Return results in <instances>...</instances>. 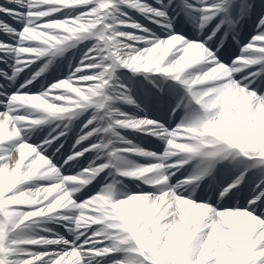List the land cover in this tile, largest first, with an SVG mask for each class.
Instances as JSON below:
<instances>
[{"label":"clouds","instance_id":"9594fccd","mask_svg":"<svg viewBox=\"0 0 264 264\" xmlns=\"http://www.w3.org/2000/svg\"><path fill=\"white\" fill-rule=\"evenodd\" d=\"M59 2L67 3L69 0H59ZM72 2L86 4L89 0H72ZM124 2H135L140 10L144 11L142 3H139L138 0H124ZM240 3L248 6L251 4L248 0H240ZM112 4L113 0H100L99 9H91L88 14H80L67 19L65 21L68 25L67 28H61L60 23L56 21L48 23L49 32L32 30L25 25L23 30L25 38H35L32 33L36 31L39 38L43 37V43L49 45L53 43L64 44L66 42L65 33L69 37L78 39H86L88 36L95 35L98 36V41L94 47L100 48V42L102 41L103 48L107 49V52L101 51L103 56L95 64H83L81 66L83 68L99 66L100 71L93 75L60 79L51 83L42 92L20 94L16 100L17 108L30 106L32 109L40 111L33 115L31 111L26 109L28 111L27 115H20L16 118L19 127H25V122L31 125L51 123L56 118L55 114L57 113L76 114L75 110L85 109L89 105H103L111 99L106 95L105 90L119 66H131L134 70L143 68L145 71H155L157 67L155 61L160 60L162 56L163 60L160 66L175 65L181 62L184 64L179 72V77L181 80L187 81L188 93L195 104L199 106L192 109L194 115L198 116L199 119L178 126L174 135L166 142L163 152L157 154L141 150L142 153L157 156V162L154 163L138 164L128 160L122 153L134 152L136 149H120L113 144L112 139H108L104 143L107 149L111 145L109 151L104 153L109 159L103 164L85 167L76 175H61L59 169L46 157H42L46 163L33 175L31 171L32 160L42 155L40 153L30 155L23 164L28 178L32 179L38 176L52 182L26 189L21 194V199L32 200L34 195L47 197V200L51 197L49 202L60 209L74 208L77 210L73 217L77 227L87 230L90 225L103 224L106 229L119 228L120 236L118 238L125 240L128 238V233L122 227V221L116 213L117 206L124 205L137 197H148L149 204L153 205V212L141 221V227L158 233V245L171 240L174 246L173 233L179 232L183 236L184 245H186L184 251L190 253L193 257L192 264H219V258L212 254L211 249H209L208 259H201L211 229L220 217L219 211L213 214L214 207L210 203H197L194 199L178 195L174 189L184 186L188 190L189 196H194L203 181L215 172L217 161L214 159L215 156L209 155L208 152H223L228 146V139H230L229 136L218 130L215 126L216 121L221 119V114L225 110L232 113L234 121L240 119V108L233 103L234 100L238 101L241 96L250 98L247 113L249 117L252 116L257 106L264 107V93L257 95L256 90L249 88L252 81L247 80V76L252 75L249 66L257 64L258 61H264V46L257 48L253 45H247L246 47L251 49L249 54L238 55L231 60L221 59L222 50L229 40V35L219 33L218 29L213 28L206 33L202 32V38L190 41L189 43L192 44L191 49L182 40L170 42L168 38L156 40L150 46L138 49L121 38L143 40L147 37L119 30L116 25L127 24L129 21L118 17L116 15L118 9L113 7ZM109 19L112 22L106 23L105 21ZM242 19V16L238 17L236 25H239ZM132 26L141 27L139 23H133ZM71 46L67 45V47ZM101 52L98 55H101ZM191 52H198V58L195 61H191ZM149 57L152 67H142L149 62ZM84 58L90 59L87 55ZM105 59L110 63H104ZM79 70L80 68L76 69V71ZM43 72L38 71V75ZM246 80L247 83H245ZM85 81L92 82L85 83ZM110 110L112 112L117 111L116 109ZM113 125L134 126L131 123L115 119ZM113 125H109V127L113 128ZM13 126L15 127V124ZM16 134L19 135V128L16 129ZM62 134L59 133L58 135ZM113 135L119 137V133H116L114 128ZM52 139H56V137H52ZM185 140L189 143H184ZM189 144L203 145L205 148L198 155L200 159L196 166L187 175L176 179V183L172 184L170 180L174 177L175 172H179L191 160L189 157ZM19 147L21 149L25 147L31 149L33 146L22 142ZM91 147H96V145ZM81 154L73 153L67 157L64 163ZM115 157H119L116 162L123 177L137 178L144 184L155 185L154 191L122 194L117 185L123 182L113 176L112 180L108 181L100 192L80 203H76L73 199V193L79 192L81 188L95 179L97 174L107 168L110 163H113ZM14 159L15 153L12 155V160ZM120 195H123V198H117ZM205 195L211 199L213 193L206 191ZM226 195L227 192L222 190L218 194V198L222 199ZM188 204L195 208H207L209 211L203 216L200 212H197L195 219H193L192 213L186 212L181 207V205ZM224 211L233 213L240 210L225 209ZM255 237L256 234H253L249 237V240L251 241ZM128 242L130 243L131 240H128ZM224 246L231 251H235L231 244L225 243ZM248 253L251 255L248 256L247 264H264V234L261 235V239L256 245L247 248L246 255Z\"/></svg>","mask_w":264,"mask_h":264},{"label":"snow or ice","instance_id":"6c2138e0","mask_svg":"<svg viewBox=\"0 0 264 264\" xmlns=\"http://www.w3.org/2000/svg\"><path fill=\"white\" fill-rule=\"evenodd\" d=\"M18 0H6L5 3L0 4V13H3L4 16L8 17L10 16L14 20H21L24 19V24L22 26V29L20 28H13L11 25L7 23L6 20L0 19V28H5L9 33H16L19 37V40L17 41L18 44H24L26 41H42L37 35L36 31H33L32 35L35 38H25L23 35V30L25 29V25L28 26L29 29L32 30H38L39 32H49L50 29L48 27V23L52 21L59 22L61 25V28H67L68 25L65 23V21L69 18H53V15L60 11V7L58 6H64V5H70V4H82V3H75L72 2V0H69L67 3L59 2V0H26L27 3V13H26V19L25 14L21 13V11L15 7H8L7 5H12L17 3ZM120 4L124 3V0H118ZM132 7L139 8L135 2L130 3ZM85 5L88 8L87 12L81 11L80 14H88L89 10L91 9H99L100 6V0H92V2H88ZM95 5V6H93ZM144 7L143 12H150L154 14V18L159 23H163L164 27L160 29V32L164 35H166V38L170 42H177V41H183V43L188 45V48H192V44L189 43L190 41H194L196 39H200L201 33L208 32L209 31V25L211 24L213 29H218L219 33H222L224 35H230L234 34L236 32V20L240 16L248 15L250 11L255 10V5L250 4V6L245 5L243 3H240V0H167L165 3V0H156V4L153 6L152 4H149L147 2L142 3ZM259 8L264 9V5H259ZM79 14V15H80ZM61 15H64L61 13ZM77 15V16H79ZM76 17V16H75ZM191 25L196 31L192 34V36L186 37L184 34H180L183 31L187 29V27ZM257 31L264 33V16H260L258 22H257ZM139 28V27H135ZM59 31V29H57ZM69 31H71L69 29ZM148 30L145 29V35L141 37L147 36ZM155 36V33L152 34ZM98 38V36H96ZM13 40H16V36L12 37ZM66 41L73 40L72 37H69L65 33ZM234 38V36H233ZM162 38H155L151 41V44L154 43L156 40H159ZM264 43V35H256L252 38L251 42L247 45H253L257 46L258 44ZM246 45V46H247ZM64 44H45L43 43L41 46H11L9 48V45L3 41L0 40V52L10 50L12 52L16 53V59L17 63L14 65H11L13 68L11 76H9L5 71L0 69V75L4 76L9 81H12L20 74L21 68L27 66L30 61L25 60L23 63H20V58L22 54H34L36 58L45 56L46 53H51L52 56H55L59 52L63 51ZM167 47V45H166ZM146 48V47H145ZM99 49V48H97ZM187 51V49H186ZM251 52V49L245 47L244 50H242L239 55H247ZM198 52H191L190 57L191 61H195L197 59ZM101 56H103V52H101ZM7 59V57H5ZM163 60V56L160 60L155 61V64L157 65L155 72H161L171 75L174 79L180 80L188 89V83L187 81H183L179 77L180 70L184 67V64L177 63L175 65L168 64L165 66H160L161 61ZM104 63H108V60H104ZM51 61L49 60L48 63H45L40 69L39 72L45 71L49 67V64ZM85 64H94V62L91 59H86ZM142 67L144 68H151L152 62L149 57V62ZM129 68H132L131 66ZM29 71L31 69L29 68ZM99 72V71H97ZM85 74L79 71L70 72L68 77L72 76H84ZM39 76L38 72L34 73L31 77L32 80L36 79V77ZM251 80V79H247ZM247 80L245 83H247ZM252 81V80H251ZM92 81H85V83H91ZM26 84H30V81H25V84L20 85L19 88H16L14 90L10 89V95L8 96V100L12 102H16L17 98L22 93H28L31 91L29 87H26ZM0 88H10L9 85H0ZM249 88L257 89L261 93H264V89L258 88L256 84H249ZM122 98L128 100L130 103H137L135 100L132 99V97L127 93L122 94ZM8 100L0 101V103L4 104L5 107L3 110H0V124H3L5 129L7 126L8 134L6 135L5 139L2 142L11 140V145L9 147H4L3 143H0V168H6V169H15V166L21 161L22 157L25 153L31 152L30 155H34L37 152V149L32 147L31 149L25 147L21 149L19 145L24 142L27 137L24 136L20 139L12 140L14 137L20 136V127L19 123L16 121V118L20 115L15 114L13 111V108L16 107V104L13 105L12 103H9ZM147 103L151 106H157L160 108H166L168 105V99L167 95H153L147 99ZM191 103V101H189ZM139 107L140 105L137 104ZM97 108H105V104L103 105H96ZM179 107V104L176 106ZM176 107H173L171 109L172 112L176 111ZM111 106L109 105V109H106V115L111 117L106 121L107 127L104 129V131H112L113 128L114 131L118 126L126 127L123 125H113V120H120L124 122L131 123L132 127H126V128H133V129H141L145 131L152 132L154 135H158L161 139L165 140L166 142L169 140L171 136L174 135V132L178 129V126H183L185 124L192 123L194 120L199 119L198 116L193 115L191 118H188L186 120L181 121L178 123L175 127H172L169 129L162 121L160 120H153L150 118H147V114H145V118H132L131 116L121 113L119 111L112 112ZM11 113V114H10ZM227 113V110L221 114V120L224 119L225 115ZM93 119H96V115L94 114ZM100 119H103V117H100ZM15 124V127L13 126ZM92 121H88V125H91ZM109 125H113V128H110ZM142 126H145L142 128ZM216 127L218 126V121H216ZM87 127V126H86ZM19 128V135L16 134V129ZM97 131L95 127L92 128L90 132H85L83 135L79 137V139L76 141V144H80L81 141H84L86 136H91L92 132ZM123 139V138H121ZM43 146H39L40 151H45L46 148L52 147L55 148L56 145L50 144V142H47L45 140ZM26 144L31 145L30 143L24 142ZM184 143H189L187 140L184 141ZM96 145V147H92L96 149L97 151H100L101 149H107V146L101 142L100 144H92ZM91 145V146H92ZM83 147V146H81ZM136 149L134 152H138L146 157H155L158 159L157 156H152L147 153H142L141 150H144L140 148L138 145H134L131 142H129V147ZM205 146L203 145H191L189 144V157L192 159L195 156H198L201 154ZM87 149H85L86 151ZM230 150H239L240 153H243L245 156L252 154L256 155L259 154L260 156L264 157V146L257 148L255 147L254 143L251 147L245 146L242 142L238 143L237 141L233 140L231 137L228 139V146L227 148L221 152L225 155ZM15 153V159L12 160V155ZM80 153V152H75ZM209 155L217 156L220 153H217L215 151H209ZM28 155L27 157H29ZM225 155H221L220 159H224ZM70 156V155H69ZM79 156V155H78ZM42 157L40 156L36 157L32 160V164L39 165L40 162H45ZM73 160V159H72ZM69 160V161H72ZM119 160V157H115V161ZM14 164V166H13ZM103 164V162L98 163ZM88 166H93V164L90 162ZM15 174V173H13ZM31 179L28 178L27 172L23 169H21V175L19 179L17 180L16 184L11 187L10 190H6L4 192V195L2 198H0V264H80V256L81 253L85 250L83 249V244H88L90 247L87 249V251H96L97 253H109L110 251H115L120 247L121 244H129V251L135 252L138 255L134 257H123L120 260H114L111 262V264H173V260L171 258H168L166 260H159L158 256L160 254V245L156 244L153 247H146L145 241L146 236H141L137 234L135 229H129L127 226V221H122V227L127 230L128 238L125 240L119 239L120 236V229L119 228H112V229H106L105 226L98 228L97 230H92L87 228L84 232L81 233L83 235L82 244H76L74 242L71 243V246L68 247L65 250H62L60 252H57L54 257H49L48 259H42L47 254L44 252H31L30 258H22V259H16V260H10L8 258L9 254L16 250V248L21 247L24 244H56L58 243L55 239H29V240H21L19 238L20 234H16V238L9 237V232H11L13 229H16L19 227V225L23 222L28 220L30 217H36L41 215L40 210L45 208V205H47V208L49 210V213L51 212V209L54 207H57L54 204H51L49 201L51 200V197H49V200H45L42 204L37 203L33 200H25L21 199V194L24 193L26 189L35 188L37 186H28L24 182L29 181ZM246 181V175L245 170H242L238 175L233 174L230 179H220L217 180V176L215 172L209 176V179L205 181V183L208 185L207 191H210L213 193V196L211 198L210 203L217 204L219 207L225 209H233V210H240L239 212H233V213H243L247 215V217L251 220V227L248 230V232L245 235V244L247 245V248H251L253 245H256L258 241L261 239V235L264 234V184H261L259 188L254 189L248 193H244L242 191L244 182ZM226 191L227 195L222 198L224 202H229L233 199H235L238 195L242 197L243 203L233 204L231 208H225L224 203H221V199L218 198V194L222 191ZM205 191L204 188H201V192L203 193ZM189 195V194H188ZM203 196L198 195L196 199H202ZM36 206L35 210L31 211H20L17 210L21 206ZM123 205L117 206L116 210L119 211L122 209ZM181 207L186 211L189 207H192L191 204L188 205H181ZM197 209H200L199 207H196ZM245 209H250L245 210ZM205 211H209L207 208L204 209ZM224 210L219 211L220 217L217 219V222L214 227H212L211 232L209 234V240L207 245L205 246L203 250V255L201 259L205 260V255H209V249L212 250V254L217 256L219 258V250L221 248V242L225 236V234L231 233L233 230L229 228L224 223V217H227L229 212H226ZM213 214L217 211L216 208L212 210ZM253 213H256L253 215ZM95 225V224H93ZM102 233L105 239H110L112 241L111 244L105 245L103 247H98L97 244L94 242L95 238L99 236V234ZM90 234V235H89ZM253 234H256L255 239L249 240V237L253 236ZM79 239V237H77ZM128 240H131L129 243ZM60 241H62L65 245H68L70 242L65 240L63 237H60ZM251 254L248 253L247 256H250ZM193 257L190 253H187L184 251V259L182 261V264H192Z\"/></svg>","mask_w":264,"mask_h":264},{"label":"bare ground","instance_id":"6f19581e","mask_svg":"<svg viewBox=\"0 0 264 264\" xmlns=\"http://www.w3.org/2000/svg\"><path fill=\"white\" fill-rule=\"evenodd\" d=\"M147 1V0H146ZM151 1V0H150ZM6 0H0V4L5 3ZM89 2L91 3L92 0H89ZM139 3H145V0H138ZM167 2V0H165V3ZM249 3L254 4L255 5V10L254 11H250L248 15H244L242 16L243 19L241 21V23L239 25L236 26V32L234 34H230L229 35V40L225 46V48L222 50L223 51V55L221 56V59H224L225 57H230L231 59L235 58L236 56L239 55V53L245 49L246 45L248 43L251 42L252 38L256 35H264V33L258 32L257 31V22L260 18V16H264V9L259 8V5H264V0H248ZM148 3V2H147ZM153 3V1H152ZM155 4V2H154ZM8 7H15L17 9H19L21 11V13L25 14V19L26 17V13H27V3L26 0H18L17 3L12 4V5H7ZM113 7L117 8L118 11L116 13V15L118 16V14L121 13V9L126 6V10L128 14H124V16L126 17H130L132 18L135 22H129L127 24H120L121 26L124 27H128L130 29H133L134 31L138 32V36H144L145 35V29L148 30V35L145 36L147 37L146 39L143 40H134L136 42H140V43H145L146 47L151 45V41L155 38H166V35L162 34L160 32V29H162L164 27L163 23H157L155 18H154V14L153 13H146L141 11L139 8H135L132 7L130 3L128 2H124L123 4H120L118 2V0H113ZM60 7V11L55 13V14H50L53 15V18H73L77 15H79L81 13V11L87 12L88 8L85 5L82 4H70V5H64V6H58ZM61 13H63L64 15H61ZM0 19H4L7 21V23L9 25H11L13 28H20L22 29V26L24 24V19H21L19 21L12 19L10 16L6 17L4 16L3 13H0ZM140 21V22H136V21ZM106 23H111L112 21L106 20ZM133 23H139L141 25V27L139 28H135L132 26ZM119 24L116 25V27L118 28L120 26ZM209 30L212 27V25L210 24L209 26ZM196 31V29H194L191 25H189L187 27V29L185 31H183L180 34H184L186 37H191L192 34ZM155 33V36H153L152 34ZM13 36H16V40H13ZM234 36V38H233ZM124 39H126V37H122ZM121 38V39H122ZM41 40H43V37L40 38ZM0 40L5 41L8 45L9 48L13 45L15 46H41L43 44L42 41H26L24 42V44H18L17 41L19 40V37L16 33H9L5 28H0ZM131 39H129L130 41ZM98 38L95 35L92 36H88L86 39H78L76 37L73 38V40L70 41H66L64 43L63 46V51L59 52L58 54H56L55 56H52L51 53H46L45 56L43 57H39L36 58L34 56V54H22L21 58H20V63H23L25 60H29L30 63L21 68L20 74L15 77L14 80L9 81L8 79H6L4 76L0 75V85H9L10 88H0V101H4V100H8V96L10 95V89L14 90L16 88H19L20 85L25 84L26 78L27 80L30 81V84H26V87H29L31 89L30 92H28L29 94H34V93H39L42 92L43 90H45L47 81L50 78H53L52 76L57 72H68L70 69L72 70V72H74L77 68H80V71L82 73H84L85 75H88V73H90L91 71L96 70V68H98L99 66L95 67V68H83L81 67L83 64L86 63V59L84 58L85 56L83 55L82 51L85 52V50L87 51V57H89L94 63L96 61L97 58H100V55H98V53H100L101 51L103 52H107V49L103 48V42L101 41V47L99 49H97L96 47H94V45L97 44ZM127 42L130 44V42ZM233 41H237V46L236 47L232 42ZM67 45H72L71 47H67ZM91 45V46H90ZM91 47L88 48L87 47ZM260 46H264V43L262 44H258L256 47L259 48ZM89 49H91V51H89ZM77 51L80 53V55L82 54V56L79 58V53H77ZM95 53V54H94ZM5 57H7V59H5ZM198 58V55H197ZM44 60V64L48 63V61L50 60L51 63L49 64V67L47 69H45V71L43 73H41L39 76L36 77V79L32 80L31 77L34 73L38 72L40 67V63H43ZM107 61V59H105ZM74 62H78V66L74 69H72V64ZM17 63V59H16V53L12 52L10 50L7 51H3L0 52V69H2L3 71H5L9 76H11L13 68L11 67V65H14ZM108 63H110V61H108ZM29 68L31 69V71H29ZM130 72H132L133 75L136 76V74H139L142 78L140 79V83L142 85H140V89H139V93L137 95L139 102V107H136L134 109H132V112L134 113L132 115L133 118H145V114H147V118L153 119V120H158L159 118H162L163 114L165 115L164 117L166 118L167 115H171L169 114V109L168 106L171 105V101H172V97L176 92L181 93V97L185 96V92L187 93L185 96L184 101L181 103L182 98L179 100V107H176L178 104H176V109L181 110L182 108H185L186 106L191 105L192 107H196L198 108L199 106L195 104V101L191 99L190 94L188 93V90L186 88V86L180 81V80H176L174 79L171 75L166 74V73H161V72H155V71H145L143 68L139 69V70H134L132 68L129 69ZM249 70L251 71L252 75L247 76V79H251L253 84H256L258 86V88L260 89H264V61H258L257 64L255 65H250L249 66ZM70 72V71H69ZM68 72V73H69ZM92 75V74H89ZM159 87V88H158ZM257 91V95H260L261 92L257 89H254ZM153 95H167V99H168V105L166 108H160L157 106H151L147 103V99ZM189 101H191V103H189ZM9 103H12L13 105L16 104V102H12L10 100H8ZM107 102V101H106ZM105 102V108H97L95 104L89 105L87 108L85 109H80V110H75L76 114H72V113H68V114H64V113H57L55 114L56 118H54L52 120L51 123L45 122V123H41V124H36L33 125L31 127L25 126L20 128V136L19 137H14L12 138V140L15 139H20L24 136L27 137V139L24 141L26 142L27 140L31 139L34 135H37L40 132H44L45 130H48V134H50L51 130L53 129V123L55 121H57L58 123L60 122H64L63 124L65 125L63 128V131L60 133H63L62 135H49L47 136V138L45 140L49 141L50 144L52 145H56L55 148L52 147H48L46 148L45 151H43L45 154H48V152H53L52 150L54 149V154H56V152L59 153H63L66 152L67 150V139H71V135L73 136L74 132V128H71L72 124L74 121L78 120L79 121L84 118L85 114H87L88 112H93V114L96 115V122H98V124L100 125V128H103V126H107L106 121L108 119H110L109 116L106 115V109H109V105ZM234 104L238 105L240 108V119L239 120H233L232 117V113L230 111H227L225 117L223 120L219 119L218 120V130L226 135L231 137L233 140L237 141L238 143L242 142L245 146L251 147L254 143L255 147L260 148L262 146H264V107H260L257 106V108L255 109L254 113L252 114L251 117H249L247 115L248 113V108L250 105V98L241 96V98L237 101L234 100L233 101ZM5 107L4 104L0 103V110H3ZM26 109L28 111H31L33 113V115H35L37 112H39L40 110L38 109H32L30 106H25V108H17L14 107L13 111L15 112V114L17 115H27L28 111H26ZM11 114V113H10ZM162 115V116H161ZM100 117H103V119H100ZM171 118V116L169 117ZM169 118H166V120H168ZM163 119V118H162ZM188 119V118H187ZM171 120V119H170ZM25 124H28V122H25ZM231 124L233 126H231ZM145 126H142V128H144ZM70 128V131H69ZM101 131H96L95 134H93L88 138H85L84 141H82L79 145H76L77 148L83 146V144H86V142L88 141V139L95 138L97 139V141L106 143L108 141V139H112L113 138V132L112 131H104V129ZM123 128L124 132H128L127 134L132 135L133 137H138L139 138V130L141 129H133V128H126V127H121ZM55 129V127H54ZM8 129L6 126V129L4 127L3 124H0V143H3L4 147H9L11 145V140L9 141H5L2 142L6 135L8 134ZM141 135V133H140ZM52 137H56V139H52ZM143 140H146V138H144L142 136ZM45 142V141H44ZM113 142V141H112ZM127 143H129L130 141H126ZM146 143H148L147 145H149L151 142L147 141ZM85 149H87L85 151ZM96 149L92 148L91 146H87L85 148H81L79 150H76V152H80L82 153L79 156H76L72 161H68L67 165L64 167V171H74L77 170L79 173V171L81 170V168L83 169V166H85V164L87 163V160L85 159L87 152L89 151H94ZM97 151V150H96ZM101 154L97 155L95 158L97 160H101L105 157H108L107 155H104V153H106V149H101ZM234 151L239 152V150H230L226 155L224 159H221V163H220V171L217 172L216 176H217V180L220 179H225L223 174V170L226 169V166L228 165L229 161L232 159V164L231 167L229 169V175L231 176V172L234 171L237 168H241L243 166V164L240 162V160H238V158L240 156L243 155H239V156H235L234 155L236 153H234ZM39 152V151H37ZM40 153V152H39ZM75 153V152H73ZM73 153H71L70 155H72ZM31 152H27L24 154V156L22 157L21 161L15 166L16 168L14 170L12 169H6V168H0V197H3L4 192L6 190H10L12 186H14L17 182V180L19 179L20 175H21V169H23V164L24 161L26 160L27 156L30 155ZM128 155V157L130 159V161H133L135 163H139V161H148L150 159H154L155 157H146L138 152H130V153H126ZM40 155H42V153H40ZM44 156V155H43ZM58 157V155L56 156ZM218 157H220V155L218 154L216 157H214L215 160L218 159ZM109 158V157H108ZM157 159V158H156ZM200 159V157L195 156L193 157L191 160H189L188 164L184 165L179 172H175V179L179 178V175L184 173L185 170H187L188 168H190L191 166H193V164H197L198 160ZM247 162L246 165L249 168L247 171V177H246V181L244 183L243 189L242 191L244 193H248L252 190H254V187L259 188L261 185L262 180L264 179V175L261 171V168H264V157L260 156L259 154L256 155H252L249 154L246 156ZM94 161H91V163L93 164ZM170 162V161H169ZM46 163V161L40 162L39 165H35L34 163L31 166V171L33 173V175H35L39 169L41 167H43V165ZM14 166V164H13ZM94 166V165H93ZM118 169V163L116 164L115 167H112L111 163L109 164V166L107 168H105L103 171H101L99 174L96 175L95 179H93L89 184L85 185L83 188H81V190H83V192H87L89 191L91 188H93L94 186L98 185V183L100 182H105L106 179L108 178H113V176H115L117 179H122V178H127V177H123L121 171H119V174H116V170ZM26 171V170H25ZM9 172L10 175H9ZM15 173V174H13ZM109 173H111V175H109ZM121 177H118V176ZM259 175H263L259 180H258V176ZM227 176V177H228ZM130 178V177H128ZM9 179V180H7ZM107 179V180H108ZM173 178H171L170 182L172 183ZM209 179V177L207 179H205L204 181H207ZM47 181H51L49 179H44V178H40V177H33L31 180L29 181H25L24 183L28 186H38L43 182H47ZM253 181H257L256 185H253ZM173 184V183H172ZM175 184V183H174ZM264 184V182L262 183ZM253 185V186H251ZM104 187V186H103ZM102 187V188H103ZM204 189L205 191L203 192L205 195V192L207 191L208 185L204 182ZM156 188V186H154V189ZM174 191H176V193L178 195H184L190 199H196L197 197V193L194 196H189V192L188 190H186L184 188V186L178 187L176 189H174ZM262 191H264V189H262ZM33 201L37 202V203H43L45 200H47L46 197H33L32 198ZM211 199H209L206 195H205V202L210 203ZM246 201L242 200L241 196H237L235 199L229 201V202H224L221 199V203H224V207L225 208H231L233 204H238V203H243ZM213 207L216 208L217 211H221L224 210L223 208L219 207L217 204L214 203H210ZM21 207H34V206H21ZM126 210L132 215V218L134 219L136 226L138 225L140 227V235L141 236H145L146 234V247H153L154 245L158 244V240H159V236L158 233H156L155 231H148L145 228L141 227V221L146 218L149 217L152 212H153V205L149 204V198L148 197H143L142 202L139 205H133V206H128L126 205ZM19 210V209H17ZM53 212L50 213V215H45L46 213H48V208L45 207L42 210H40V214L39 216L36 217H30L28 220L24 221L19 227L18 232L21 234H24V232H27L29 230H37L38 228H42L43 225H46L47 222H50V218L53 216H58L59 218H66L64 216V214L58 213L57 210H63V211H69L71 210V208H64V209H60L59 207L56 208H52L51 209ZM198 210H202V216L207 214V211H205L204 209H198ZM245 210H249L250 209H245ZM186 212H191L192 213V217L193 219H195V215L194 212H192L191 207H189ZM231 212H229L228 215H230ZM242 217L245 218L246 221V226H245V232L247 233L248 230L251 227V220L247 217V215L243 214V213H239ZM256 213H253V215H255ZM264 218V217H262ZM248 226V227H247ZM174 239H178V242H181L182 245V256L179 260V262L182 261V258H184V250L186 245H184L183 243V236L179 233H173ZM45 239H55L58 241V243L56 244H52V245H48V244H42V246L47 250L46 253L47 255L45 257H43L42 259H48L49 257H54L55 254L57 253V249H62L64 248V243L62 241H60L58 238H45ZM171 241V240H170ZM165 242L162 244H159L161 248L164 249V258H161L160 255L158 256V259L163 261L166 260V258L168 257V250H169V243ZM126 248H129L130 245L125 243ZM16 250H20V249H16ZM246 251H247V245L245 244V251L243 253V255L241 257H239L238 259L235 260L236 264H247V260L249 259V257L246 255ZM8 258L10 260H16V259H20V257L16 254L15 251L11 252L8 256ZM93 262L92 258H89L85 255H83V252L81 253L80 256V264H85V263H91ZM181 264V263H180Z\"/></svg>","mask_w":264,"mask_h":264},{"label":"rangeland","instance_id":"374dc122","mask_svg":"<svg viewBox=\"0 0 264 264\" xmlns=\"http://www.w3.org/2000/svg\"><path fill=\"white\" fill-rule=\"evenodd\" d=\"M156 1V0H155ZM149 2V1H148ZM152 4V3H150ZM95 6V5H93ZM121 13L118 14V17L123 18L125 20H128L129 22H135L132 18L130 17H126L124 16V14H128L126 7L121 9ZM136 22H140L139 20ZM120 25V24H119ZM119 30L121 31H125V32H131L134 35H137L138 32L134 31L133 29H130L128 27H124V26H119L118 27ZM124 39V38H122ZM126 40V42L129 41L128 38L124 39ZM130 44H132L134 47L136 48H145L146 44L145 43H140V42H136L134 40H130L129 41ZM91 46V45H90ZM87 47L91 48V47ZM77 53H79L77 51ZM83 55L85 56L87 54V51L85 50V52H83ZM95 54V53H94ZM80 55V53H79ZM82 56V54L79 56V58ZM226 59V57H225ZM228 60H231L230 57H227ZM100 58H97L95 63L97 61H99ZM43 63H40V67H42L44 65V60H42ZM94 63V64H95ZM78 66V62H74L72 64V69L76 68ZM130 68L127 66H119L116 70H115V74L112 78V80L109 81V85L105 90L106 95H108L109 97H111V99H109L106 103L108 105L111 106V109H116L117 111L127 114L129 116L132 117V115L134 114L132 112V109L138 107V98L137 95L139 93V89L141 88L140 85H142L139 81L142 78L139 74L133 75L132 72H130L129 70ZM70 72H72V70H69ZM68 71V72H69ZM97 71H100V67L96 68V70L91 71L89 74H94ZM68 72H57L52 76L53 78H50L47 81L46 87L45 89H47L49 87V85L57 80L60 79H66L69 76ZM143 79V78H142ZM127 92L133 100H135L137 103H130L128 100L123 99L122 98V94ZM181 93L177 94V97L173 96V98L175 97V103L176 101L181 97L180 95ZM184 99V97H183ZM174 103L171 104V106L168 108L169 109V114H171V118H169L170 116H167V118H169L168 120H164L162 121L169 129H171L172 127H175L178 123H180L183 120H186L187 118H191L194 113L192 111L193 107L191 108V105L186 106L185 108H182L181 110H177L175 112H172L171 109L174 107ZM93 112H88L87 114H85L84 118H82L80 121H76L73 124V128H74V132L72 139L68 142V146H67V151L64 152L63 154H59L58 157H56V154H54V149L52 150L53 152H48V154H45L43 151H40L39 146H43L44 145V140L46 139L48 135V130H45L44 132H40L37 135H34L31 139L27 140V143H30L34 148L37 149V151H39L40 153H42V155H44L54 166H56L61 175L64 176H68V175H76L77 174V170L74 171H64V167L67 165V163H64V161L67 159V157L73 153L76 152V150H79L81 148H85L87 146H91L92 144H100V141H97V139L92 138L93 134L96 133L92 132V137L90 139H88V141L86 142V144H83V147H78L75 146L76 141L79 139V137L81 135H83L85 132H90L92 130L93 127H95L97 129V131H101L103 130V128H105V126H103V128H100V125L98 124V122H96V119H93ZM111 118V117H110ZM133 118V117H132ZM171 119V120H170ZM91 120L92 124L88 125V121ZM64 122H54L53 126H52V130H51V134L50 135H58L60 132L63 131L64 128ZM57 125H59L57 127ZM25 126L31 127L33 125L31 124H25ZM87 126V127H86ZM231 126H233L231 124ZM55 127V129H54ZM107 127V126H106ZM70 130V128H69ZM116 133H119V137H116L113 135L112 141L113 144H115L116 147L120 148V149H125L129 147V143H125V141H130L132 144L134 145H138L140 148L147 150L149 152H155L157 154L163 152L164 148H165V144L166 141L161 139L158 135H154L152 132L149 131H145V130H139V137L142 138V136L144 138H146L145 143L147 141H150L151 143L149 145H147L148 143H146V145H144L141 141H139V139L136 138H132L129 136V134L124 133L123 128H120V126H118L115 129ZM90 136H86V138H88ZM123 138V139H121ZM68 140V139H67ZM82 142V141H81ZM80 142V143H81ZM79 145V144H76ZM108 152V150H107ZM238 153V152H236ZM101 151H89L87 152V155L85 157V159L87 160V163L85 164V166H83V168L88 167L89 163L91 161L93 162V165H97L98 163L101 162H106L109 158L105 157L101 160H97L95 157L97 155H100ZM122 155L124 157H126L127 159H130L128 157V155H126V153H122ZM241 159V158H240ZM157 162V159H150L148 161H139L140 164H146V163H154ZM17 167V166H16ZM15 167V168H16ZM82 169V168H81ZM192 170V169H191ZM189 169L186 170V172L180 174L179 178H182L183 175H187L190 171ZM11 172H9L10 175ZM122 178V177H121ZM108 179V178H107ZM106 179L105 182H100L98 183V185L94 186L93 189H91V191H87V192H83V190H80L79 192L73 193V199L76 201V203H80L81 201L91 197L92 195H95L96 193L100 192L102 187L108 183V181H111L112 178H109L108 180ZM9 180V179H7ZM118 180H122V184L117 185L118 188H120V191L122 194H136V193H140V192H152L154 191V186L155 185H149V184H144L141 180L137 179V178H122V179H118ZM174 180V179H173ZM52 181H47V182H43L40 185H44V184H48L51 183ZM174 182L176 183V179L174 181H172V183L174 184ZM38 185V186H40ZM37 186V185H36ZM201 188L202 186H200V188L197 190V196H203L202 199H194L197 203H202L205 202V195L204 193L201 192ZM50 195V194H49ZM181 195V194H180ZM33 197H37V196H33ZM2 198V197H0ZM47 198V197H46ZM117 198H123V195L117 196ZM143 197H137L135 199L130 200L128 203L124 204L122 206V209L117 211L116 213L119 216L121 221L126 220L127 221V226L129 229H135V231L137 232V234L140 235V227L137 225L134 221V219L132 218V215L126 210V205H139L142 202ZM36 206L34 207H20L18 208L20 211H31V210H35ZM192 212H194L193 215L196 216L197 212L202 213V210H198L195 207H191ZM51 212H53L51 210ZM58 213L64 214V216L66 218H59L58 216H53L50 218V222H47L46 225H43V227L40 229L38 228L37 230H29L27 232H24V234H21L18 232L19 228L13 229L11 232H9V237L11 238H16V234L19 233L20 236L19 238L21 240H29V239H41V238H58L60 240V237H63L65 240L69 241L70 243L68 245L64 244V248H60L57 249V252H60L62 250L67 249L68 247L71 246V243L74 242L76 244H82V240H83V235H81V233L84 232L83 228L77 227L75 220H74V214L77 213V210L74 208H71V210L69 211H63V210H57ZM45 215H50L49 211L48 213H46ZM224 223L231 228L233 231L231 233L225 234L222 242H221V248L219 250V264H236L235 260L238 259L239 257H241L245 251V226L246 221L245 218L242 217L239 213H231L230 215H228L227 217H224ZM24 222V221H23ZM22 222V223H23ZM21 223V224H22ZM20 224V225H21ZM19 225V226H20ZM103 227V224H95V225H90L88 228L92 229V230H97L98 228ZM248 227V226H247ZM90 235V234H89ZM146 236V234H145ZM79 237V239L77 238ZM175 240V244L173 246L172 241H170L169 243V250L167 253L168 254V258H171L173 260V264H182V261L184 258H182V261L179 262L181 256H182V245L181 242H178V239H174ZM98 247H103L105 245H109L112 243V241L110 239H105L103 234L100 233L99 236L97 238H95L94 241ZM225 243L231 244L233 246V248L235 249V251H231L229 250L228 247H225ZM126 246L125 244H121L120 247L118 249H116L115 251H110L109 253H97L96 251H87V249L90 247V245L88 244H83L82 247L85 250L83 252V255L92 258L93 262L91 263H85V264H111L112 261L114 260H120L123 257H134L137 256L138 254L135 252H131L128 249L124 247ZM16 249H20V250H15L16 254L20 257V259L22 258H30V254L31 252L35 251L37 253L39 252H46L47 250L42 246V244H36V245H32V244H24L21 247H18ZM164 249L160 247V257L164 258ZM205 260L208 259V256L205 255L204 257Z\"/></svg>","mask_w":264,"mask_h":264}]
</instances>
